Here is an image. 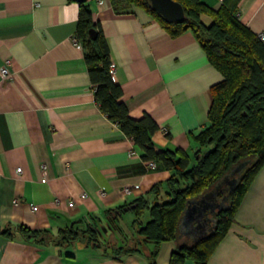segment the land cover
Masks as SVG:
<instances>
[{
    "label": "crops",
    "instance_id": "0c3cea01",
    "mask_svg": "<svg viewBox=\"0 0 264 264\" xmlns=\"http://www.w3.org/2000/svg\"><path fill=\"white\" fill-rule=\"evenodd\" d=\"M200 1L213 9L225 6L253 32H264V0ZM84 2L106 39L111 76L128 114L150 115L159 126L152 135L155 147L183 149L193 162L194 136L209 124L210 86L221 78L193 31L170 35L155 17L125 6V0ZM78 14L75 0H0V64L8 60L11 71L9 78L0 76V264H171V253L207 234L206 225L178 226L176 237L162 241L155 254L146 243L120 259L109 249L40 244L17 232L23 224L55 233L90 215L105 223L107 209L143 195L150 202L167 198L164 182L173 171L159 164L149 168L142 149L95 100L75 38ZM226 175L197 197L212 205L206 207L208 220L231 188L233 174ZM156 183L163 185L154 194ZM134 217L130 210L122 213L103 236L130 243ZM179 264L195 263L186 258ZM206 264H264V161Z\"/></svg>",
    "mask_w": 264,
    "mask_h": 264
},
{
    "label": "trees",
    "instance_id": "16d2710c",
    "mask_svg": "<svg viewBox=\"0 0 264 264\" xmlns=\"http://www.w3.org/2000/svg\"><path fill=\"white\" fill-rule=\"evenodd\" d=\"M184 9L182 22L165 21L150 5L149 0H125V6H139L157 19L170 35L191 29L204 49L208 61L221 73L210 86L211 102L207 111L209 124L194 136L197 148L194 159L183 149L156 148L152 135L159 128L148 114L133 118L123 102L120 85L109 72V49L98 22L93 20L85 2L79 3L75 38L83 47L89 80L101 110L118 123L142 149L143 160H153L173 171L164 182L166 199L149 201L145 195L105 211V223L90 215L88 219L72 221L55 233L45 228L17 225L22 238L36 243L79 242L107 250L120 259L138 245L152 243L155 254L164 240L174 239L179 221L192 198H197L233 167L244 165L237 173L234 186L228 191L223 205L213 213L211 230L190 244H181L171 253L170 263L179 264L191 258L195 264H206L210 252L225 235L234 220V213L248 184L264 161V43L237 15L225 6L213 9L200 0H177ZM95 29L93 36L88 30ZM163 184H154L156 194ZM134 204L133 206H131ZM132 211L134 239L130 243L103 236L104 229H112L122 213ZM144 211L148 218L143 219ZM12 236L9 229L3 231ZM120 239V238H119ZM117 240V241H116ZM136 245V246H135ZM113 249V250H112Z\"/></svg>",
    "mask_w": 264,
    "mask_h": 264
},
{
    "label": "water",
    "instance_id": "95a60500",
    "mask_svg": "<svg viewBox=\"0 0 264 264\" xmlns=\"http://www.w3.org/2000/svg\"><path fill=\"white\" fill-rule=\"evenodd\" d=\"M75 1L84 2L86 0ZM149 2L153 10H155L167 22H182L185 18L183 6L177 0H149ZM88 33L89 35L93 36L95 34V29L90 28ZM225 178V180L228 179L227 177ZM234 184L232 182L231 188L234 186ZM200 196L204 197V195ZM133 205L134 204L131 206ZM211 206L212 205L209 202H202L199 198L190 199L179 221V228L187 229L188 227V229L198 230L206 225L210 231L213 220H208L206 215V207Z\"/></svg>",
    "mask_w": 264,
    "mask_h": 264
},
{
    "label": "built area",
    "instance_id": "2783aa9c",
    "mask_svg": "<svg viewBox=\"0 0 264 264\" xmlns=\"http://www.w3.org/2000/svg\"><path fill=\"white\" fill-rule=\"evenodd\" d=\"M97 3H103L105 0H95ZM258 35V37L263 41V43H264V32H261V33H258L257 34ZM109 72H110V74H113V72H114V64L111 62L110 63V67H109ZM10 75H11V71H10V68H9V62H8V60H7V62L6 63H4V64H0V76L2 77V78H9L10 77ZM146 164H147V166L149 167V168H155L156 167V162L155 161H153V160H147L146 161ZM16 171L17 172H20L21 171V168H20V166H17L16 167ZM82 196H85V194H81ZM73 200H70V201H68V205L69 206H72L73 205ZM32 208L33 209H37V206H32Z\"/></svg>",
    "mask_w": 264,
    "mask_h": 264
},
{
    "label": "rangeland",
    "instance_id": "374dc122",
    "mask_svg": "<svg viewBox=\"0 0 264 264\" xmlns=\"http://www.w3.org/2000/svg\"><path fill=\"white\" fill-rule=\"evenodd\" d=\"M243 163H245V162L238 163V164H236V165L233 167V169H232V173H231V174H233L232 179H231V180H228V184H229V185H232V180L236 179L237 172H239V171L241 170L242 166L244 165ZM113 238H114V237H113ZM113 238L110 237L109 239H113ZM109 250H110V248H109ZM112 250H113V249H112ZM110 252H112V251L110 250Z\"/></svg>",
    "mask_w": 264,
    "mask_h": 264
}]
</instances>
